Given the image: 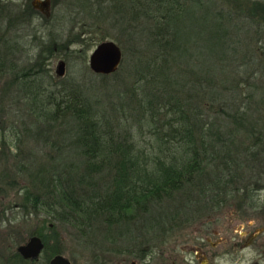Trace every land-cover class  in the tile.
Wrapping results in <instances>:
<instances>
[{"label":"trees","instance_id":"1","mask_svg":"<svg viewBox=\"0 0 264 264\" xmlns=\"http://www.w3.org/2000/svg\"><path fill=\"white\" fill-rule=\"evenodd\" d=\"M113 4L135 34L117 70L101 75L98 84L69 75L56 79L43 66L55 46L42 47L37 60L5 81L10 88L18 78L28 118L20 121L19 135L13 124L7 130L15 137L9 147L18 151L30 139L52 149L33 166L17 164L25 177L16 205L23 215L41 218L43 226L50 222L54 234L56 224H64L95 247L104 239L106 251L134 255L120 247L125 236L138 245L164 239L230 198L239 207L260 206L264 0H112L108 6ZM33 11L30 4L17 11L0 0V15L9 19L32 18ZM13 50L11 44L0 50L6 72L14 67L6 62ZM144 129L154 137L148 151L133 146V131ZM18 151L15 157L25 155ZM0 178L4 187L18 185L5 172ZM43 226L31 234L40 236L49 258L60 247H48ZM11 260L34 263L0 247V264Z\"/></svg>","mask_w":264,"mask_h":264},{"label":"rangeland","instance_id":"2","mask_svg":"<svg viewBox=\"0 0 264 264\" xmlns=\"http://www.w3.org/2000/svg\"><path fill=\"white\" fill-rule=\"evenodd\" d=\"M3 1L12 4L17 11L30 4V0ZM100 1H102L101 5H96L95 0H80L79 2L77 0H50L47 15L35 9V12H32V18H30L31 13L28 17L22 16L17 19L16 17L9 19L7 13L0 15V50L4 51L5 44H11L14 49L12 54L6 57L7 63H13V69L6 72L0 67V133L5 135L4 144L2 147L0 145V151H3L2 154L0 153V176L5 172L9 179H16L18 184L14 188H7V186L4 187L3 179L0 178V247L4 249V253L15 251L17 245L33 235L32 231L43 226L41 218L33 215L25 216L21 208L16 206L22 202L17 187L21 188L25 182V177L17 171L19 169L17 164L46 160L43 154L52 150L49 144L43 145L41 142L38 144L31 139L27 140L23 146L19 145L23 152L9 147L10 139L13 142L15 137L8 136L7 128L13 124L17 131L15 134L19 135L18 129L24 126L21 123L22 119L28 118H26L25 108H22L25 97L18 91V78H15L14 86L10 88L6 87L5 81L12 79L15 72L19 73L21 69H27L28 64L37 60L36 56L42 47L54 48L55 46L43 65L53 78L60 79L69 75V77H75L74 79L79 83L91 81L98 84L101 74L92 73L88 68V55L94 46L104 40L113 41L121 50L122 61L124 51L135 43L133 28L129 26L130 23L125 19L123 12L116 9V4L108 6L112 0ZM117 6L122 7L121 3ZM98 13L101 15L97 16ZM3 37H6L7 43H4ZM14 41L16 45L13 44ZM63 42H66L65 48H56ZM59 60H62L64 64L62 76H56L54 72ZM85 70L86 73H84ZM53 78H48L46 83L49 80V82H55ZM101 86L102 90L106 89V85ZM33 127L35 128V125ZM13 132L10 131L12 135ZM133 140V146L145 148L147 151L151 145H154L153 135L145 129L134 130ZM27 149L31 152L28 153ZM16 151L25 155L17 158L14 156ZM32 163L28 165L33 166ZM241 180H236L238 186L242 185ZM227 183L230 187L233 185V180ZM257 195H259L257 196V201H260L259 207L249 208L247 204L239 207L235 205L236 199L230 198L226 205L216 209L214 213L206 211L201 215H195L184 226L173 228L174 230L168 232L164 239L163 236L161 238L152 237L147 243L138 245L133 238L125 239V236L119 242L120 247L131 248L135 252L134 255L106 251L107 243L104 239L97 240V243L101 244L100 247H95L91 244V240L86 238L83 241L81 236L64 224H56L54 234L47 229V226L51 227V223L46 222L41 231L49 236L48 247L58 245L60 251L56 254L66 257L70 264H166L168 257H172L176 263L190 262L193 264L196 260L191 248L195 247L202 250L207 264H264V192L260 191ZM244 200L246 202L247 198ZM250 224L252 228H248L249 230L260 232L257 234L258 241L252 246L240 247L245 225ZM212 231L216 234H212ZM151 233L159 234L157 230H151ZM206 237L209 238L208 242L205 241ZM211 242L220 244L216 249H212ZM233 242L236 244L234 247H232ZM112 246L118 247L116 243ZM49 258H47V252L41 250L38 258L33 260L34 263L28 264H47ZM12 264L18 263L13 261Z\"/></svg>","mask_w":264,"mask_h":264},{"label":"water","instance_id":"3","mask_svg":"<svg viewBox=\"0 0 264 264\" xmlns=\"http://www.w3.org/2000/svg\"><path fill=\"white\" fill-rule=\"evenodd\" d=\"M31 7L47 15L49 0H32ZM120 62L121 50L111 40H104L97 43L88 55V68L95 74H111L117 70ZM54 72L56 76L63 75L64 64L62 60L57 61ZM42 248L43 243L40 237L37 235H30L25 242L16 246L15 252L24 260H36ZM47 264H70V262L63 255L54 254L49 258ZM201 264H204V261H202Z\"/></svg>","mask_w":264,"mask_h":264},{"label":"flooded vegetation","instance_id":"4","mask_svg":"<svg viewBox=\"0 0 264 264\" xmlns=\"http://www.w3.org/2000/svg\"><path fill=\"white\" fill-rule=\"evenodd\" d=\"M31 1L32 0H30V6H31ZM49 7H50V0H49ZM37 11L39 12V10H37ZM246 225H245V230L243 231V233L241 235L242 243L239 245L240 247L241 246H243V247L244 246H252V245H254L255 242L258 241L257 234L260 233V232H258L259 230H257V232H256V230H254V231L253 230H249L248 228H252V225L251 224L249 226H246ZM212 234L215 235L216 233L212 231ZM208 239L209 238L206 237L205 238V241L208 242ZM219 240H221V238H219ZM219 244L220 243L216 244V242H211L210 243V246H211L212 249H216ZM234 246H236V244L233 242L232 247H234ZM191 250H192L193 255L195 257V260H196L193 264H201L202 261H204V264H207V260L205 258V255L202 254L203 252H202V250H200V248L195 247V248H191ZM168 258H169V260H167L166 264H181V263H176L175 260L172 257H168ZM184 264H191V263L190 262H187V263H184Z\"/></svg>","mask_w":264,"mask_h":264}]
</instances>
